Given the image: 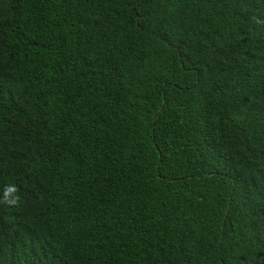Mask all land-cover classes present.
Here are the masks:
<instances>
[{
	"label": "trees",
	"instance_id": "1",
	"mask_svg": "<svg viewBox=\"0 0 264 264\" xmlns=\"http://www.w3.org/2000/svg\"><path fill=\"white\" fill-rule=\"evenodd\" d=\"M253 16L264 0H0V264H264Z\"/></svg>",
	"mask_w": 264,
	"mask_h": 264
},
{
	"label": "clouds",
	"instance_id": "2",
	"mask_svg": "<svg viewBox=\"0 0 264 264\" xmlns=\"http://www.w3.org/2000/svg\"><path fill=\"white\" fill-rule=\"evenodd\" d=\"M253 21H255L257 24L260 23H264V21H260L257 19V17L253 16L252 17ZM17 189L15 188V186H11L6 192H5V200L3 201L4 203H6L7 205L10 206H18L20 203V197L19 196H15L14 198H10L9 197V192H16Z\"/></svg>",
	"mask_w": 264,
	"mask_h": 264
}]
</instances>
